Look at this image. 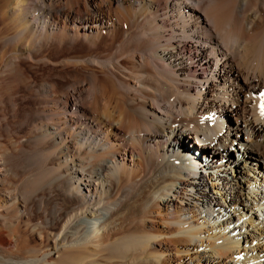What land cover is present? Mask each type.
Returning a JSON list of instances; mask_svg holds the SVG:
<instances>
[{"label": "bare ground", "instance_id": "bare-ground-1", "mask_svg": "<svg viewBox=\"0 0 264 264\" xmlns=\"http://www.w3.org/2000/svg\"><path fill=\"white\" fill-rule=\"evenodd\" d=\"M262 104L264 0H0V264H264Z\"/></svg>", "mask_w": 264, "mask_h": 264}, {"label": "rangeland", "instance_id": "rangeland-1", "mask_svg": "<svg viewBox=\"0 0 264 264\" xmlns=\"http://www.w3.org/2000/svg\"><path fill=\"white\" fill-rule=\"evenodd\" d=\"M39 73H40V71H39ZM189 141H191V143L189 142V144L187 143V145H188V147L189 148H191V146H194V144L192 143V139H189ZM180 146V145H179ZM188 147H187V149H188ZM196 147V146H195ZM179 148V147H178ZM183 149H184V147H183ZM186 149V148H185ZM179 150V151H178ZM181 150V148L180 149H176L175 150V155H180V156H176V157H179L180 159H183V160H185V161H187V162H189V163H191V164H194L193 162L194 161H192V157H191V155L190 154H186V151L187 150H184V152L185 153H181L182 151H180ZM182 155V156H181ZM219 159H221V160H226L225 159V157H218ZM229 159V158H228ZM230 160V159H229ZM251 163H253V165H254V163L255 162H252L251 161ZM211 171H213V169L211 170ZM260 175H261V177H264V169H263V171H260V172H258ZM242 180V177L240 176L239 177V181H241ZM264 185V183L262 182V180H261V185Z\"/></svg>", "mask_w": 264, "mask_h": 264}, {"label": "snow or ice", "instance_id": "snow-or-ice-1", "mask_svg": "<svg viewBox=\"0 0 264 264\" xmlns=\"http://www.w3.org/2000/svg\"><path fill=\"white\" fill-rule=\"evenodd\" d=\"M262 110H264V104L261 105Z\"/></svg>", "mask_w": 264, "mask_h": 264}]
</instances>
